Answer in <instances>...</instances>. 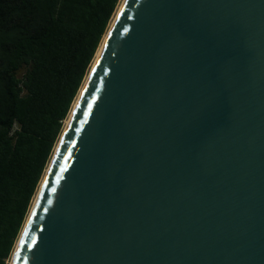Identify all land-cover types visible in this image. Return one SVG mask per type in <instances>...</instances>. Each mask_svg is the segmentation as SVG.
Listing matches in <instances>:
<instances>
[{"label":"water","instance_id":"water-1","mask_svg":"<svg viewBox=\"0 0 264 264\" xmlns=\"http://www.w3.org/2000/svg\"><path fill=\"white\" fill-rule=\"evenodd\" d=\"M10 264H264V0H126Z\"/></svg>","mask_w":264,"mask_h":264},{"label":"trees","instance_id":"trees-1","mask_svg":"<svg viewBox=\"0 0 264 264\" xmlns=\"http://www.w3.org/2000/svg\"><path fill=\"white\" fill-rule=\"evenodd\" d=\"M119 2L0 0V264L13 254Z\"/></svg>","mask_w":264,"mask_h":264},{"label":"rangeland","instance_id":"rangeland-1","mask_svg":"<svg viewBox=\"0 0 264 264\" xmlns=\"http://www.w3.org/2000/svg\"><path fill=\"white\" fill-rule=\"evenodd\" d=\"M122 2H123V0H120L119 5H118L117 10H116V13L114 14V17H113V19H112V21H111V23H110V26H109V28H108L106 34L109 32L110 28L112 27L113 22H114V20H115V18H116V16H117L118 10H119V8L121 7ZM106 34H105V37L103 38V40H105V38H106ZM103 40H102V41H103ZM103 42H104V41H103ZM101 44H103V43H101ZM100 46H101V45H100ZM98 50H99V49H98ZM97 53H98V52H97ZM97 55H98V54H96V57H97ZM96 57H95V59H96ZM95 59H94V61H95ZM94 61H93V63H92V66H91V68H90V71H91V69H92V67H93V65H94ZM90 71H89L88 75L86 76V78H85V80H84V83H83L82 87L84 86V84H85V82H86V80H87V78H88V76H89V74H90ZM23 72H24V71H23ZM23 72L21 73L20 77L22 76ZM82 87H81V89H80V92H81V90H82ZM80 92H79V94H80ZM79 94H78V96H77V98H76V101H77V99H78V97H79ZM76 101L74 102V104H73V106H72V110L70 111V114H69V116H68V119H67L66 122H65V126H64L63 132H62V134H61L59 140H58L57 143H56V146H55V149H54V152H53V155H52L51 161H50V163L48 164V167H47V169H46V171H45V173H44V176H43V178H42V181H41V183H40V186H39V188H38V190H37V193H36V195H35V197H34V199H33V203H32L31 209H30V211H29V214H30V212H31V210H32V207H33L35 201H36V198H37L38 192H39L40 187H41V185H42V182H43V180H44V178H45V175H46V173H47V171H48V169H49V166H50V164H51V162H52V159H53V157H54V153H55V151H56V149H57V147H58V145H59V142H60V140H61V138H62V135H63V133H64V131H65V128H66L67 122H68V120H69V118H70V115H71V113H72V111H73V108H74V105H75ZM29 214H28V217H29ZM28 217H27V219H28ZM27 219H26V221H27ZM26 221H25V224H26ZM25 224H24V226H25ZM23 228H24V227H23ZM22 231H23V229H22ZM21 234H22V232H21ZM21 234H20V236H21ZM20 236H19V238H18V240H17V243H16V246H15V248H14L13 254H12L10 260L8 261V264L11 263V260H12V257H13V255H14V252H15V250H16V247H17V245H18V242H19Z\"/></svg>","mask_w":264,"mask_h":264},{"label":"bare ground","instance_id":"bare-ground-1","mask_svg":"<svg viewBox=\"0 0 264 264\" xmlns=\"http://www.w3.org/2000/svg\"><path fill=\"white\" fill-rule=\"evenodd\" d=\"M125 1H126V0H123V2H122V4H121V7H120L119 10H118L117 16H118L119 12L121 11V9H122V7H123ZM117 16H116V18H117ZM116 18H115V20H116ZM115 20H114V22H115ZM114 22H113V25H114ZM113 25H112V27H113ZM112 27L110 28L109 32L107 33L106 38H105L103 44L101 45V47H100V49H99V52H98V55H97V57H96V59H95V61H94V65H93V67L95 66V64H96V62H97V60H98V58H99V56H100V54H101V52H102V50H103L104 44H105V42H106V40H107V38H108V35H109V33H110ZM93 67H92V69H93ZM92 69H91V70H92ZM90 72H91V71H90ZM89 76H90V74H89ZM89 76H88V78H87V80H86L84 86L82 87V90H81V92H80V94H79V97H78V99H77V101H76V103H75V105H74L73 111H72V113H71V115H70V118H69V120H68V122H67L66 128H67L68 123H69V121H70V119H71V117H72V114H73L74 109H75V107H76V105H77V103H78V100H79V98L81 97V95H82V93H83V90H84V88H85V86H86V84H87V82H88V80H89ZM66 128H65V130H66ZM46 174H47V173H46ZM45 176H46V175H45Z\"/></svg>","mask_w":264,"mask_h":264}]
</instances>
